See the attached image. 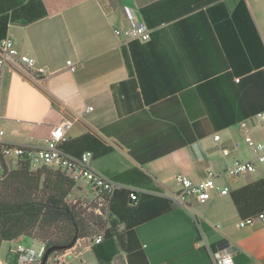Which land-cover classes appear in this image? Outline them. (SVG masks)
<instances>
[{
  "label": "crops",
  "instance_id": "obj_1",
  "mask_svg": "<svg viewBox=\"0 0 264 264\" xmlns=\"http://www.w3.org/2000/svg\"><path fill=\"white\" fill-rule=\"evenodd\" d=\"M155 1L42 0L46 16L28 24L10 22L6 37L47 72L0 66L3 139L41 145L50 127L68 116L73 123L67 139L90 133L111 148L91 157L95 170L113 179L139 169L164 197L177 192V173L198 180L208 169L221 172L235 159H251L241 129L264 112V85L254 79L242 84L246 74H234L209 17L193 12L162 23L151 28L148 42L131 47L116 36L115 29L128 26L132 17L144 20L141 7ZM244 1L264 44V0ZM222 2L230 13L239 0ZM67 60L76 64L74 71ZM247 64L243 60L238 69ZM246 107L258 111L233 122ZM252 135L264 139V128ZM259 180L264 181L263 165L237 177L219 176L217 182L229 187L227 195L213 191L208 201L190 199L187 207L172 202L167 213L136 226L149 264H213L207 247L222 246L232 250L234 264H264V225L237 226L264 206V184L238 196L241 209L231 195ZM72 191L80 196L85 190L77 183ZM19 241L30 239L3 242L7 250L0 264H15L11 249ZM67 264L98 263L84 248ZM111 264H127L125 253L119 250Z\"/></svg>",
  "mask_w": 264,
  "mask_h": 264
},
{
  "label": "trees",
  "instance_id": "obj_2",
  "mask_svg": "<svg viewBox=\"0 0 264 264\" xmlns=\"http://www.w3.org/2000/svg\"><path fill=\"white\" fill-rule=\"evenodd\" d=\"M193 12H201L209 17L234 74L239 70L246 74L240 78L242 84H250L254 79L262 87L264 44L244 0H239L230 13L225 3L218 0H158L140 9L150 28ZM47 14L42 0H0V40L6 37L10 22L28 24ZM232 34L237 35V42L231 37ZM133 44L140 45V42L131 41L129 46ZM238 48L242 54L238 55ZM246 50L250 54L249 58L245 54ZM243 60L248 62L247 66L238 69ZM243 108L245 107L237 106V110ZM257 111V107H246L242 115L235 113L233 122ZM61 148L75 156L91 151L92 157H98L111 150L90 133L66 139ZM1 162L3 171L0 178V247L4 241L19 237L42 240L46 243V248L65 246L70 244L74 237L101 233V241L91 246V252L98 264H111L119 250L125 253L127 264H149L135 227L167 213L171 209L172 201L158 194L160 189L153 185L150 177L144 172L131 168L113 176L116 181L151 193H136L138 198L133 204L129 196L132 191L115 190L110 200V211L114 216L107 224L101 217H90L81 212L77 204L68 201L67 198L76 184L60 169L47 165L32 169L26 160L19 161L15 168L8 169L3 160ZM256 184H264V181L259 180L252 186L231 192L240 209L238 196ZM261 209H264V206H258L253 212ZM121 223L124 227L119 230Z\"/></svg>",
  "mask_w": 264,
  "mask_h": 264
},
{
  "label": "built area",
  "instance_id": "obj_3",
  "mask_svg": "<svg viewBox=\"0 0 264 264\" xmlns=\"http://www.w3.org/2000/svg\"><path fill=\"white\" fill-rule=\"evenodd\" d=\"M151 33V28L147 26L140 16L132 17L128 26L115 29L116 36L123 43L131 41L148 42L151 39ZM8 64L25 71H32L38 75L46 74L47 72L45 67L37 65L33 57L21 54L14 42L9 37H5L0 40V66ZM66 67L68 70L74 71L76 64L71 60H67ZM90 109L92 108L88 107L86 110ZM72 123L71 118L63 116L60 121L50 127L41 145L10 143L3 139L4 130L0 128V178L3 171L1 160H3L8 169H10L7 163L9 159H14L16 166L19 161L26 160L30 163L32 169L41 165L60 169L75 184L80 181L85 185L95 202L92 207L93 215L101 217L108 224L110 218L114 216L110 211V200L115 190L129 189L132 191L129 196L133 200V204L136 203L135 201L138 198L136 193L149 191L125 185L95 170L90 163L92 157L91 151H85L80 156H75L64 151L61 148V144L66 141V133ZM263 128L264 112H259L256 114L255 119L249 122V127L243 126L241 129V137L249 148L252 155L251 159H235L225 171L221 172L208 169L204 176L198 180H193L187 175L177 173L174 175L173 180L178 189L177 192L168 196L169 199L180 206L187 207L190 199H194L199 203L208 201L213 191H216L219 195H227L229 187L217 182L219 176L237 177L245 173L254 172L257 165L264 166V139L255 138L252 135L257 130ZM214 139H219V135H214ZM222 153L227 155L229 154V150L223 148ZM72 203L82 205V202L78 203L77 199L73 200ZM259 225H264V209L241 218L237 223L238 227ZM101 238V233L91 237H78L70 247L50 253L44 262L42 260L47 250L46 243L36 238H29V242H15L11 253L14 256L15 264H67L70 259L79 254L82 250L81 248L91 249V246L100 242ZM34 242L38 244L37 247H34ZM207 249L213 264H234L233 252L229 247L222 246L216 249L207 247Z\"/></svg>",
  "mask_w": 264,
  "mask_h": 264
},
{
  "label": "rangeland",
  "instance_id": "obj_4",
  "mask_svg": "<svg viewBox=\"0 0 264 264\" xmlns=\"http://www.w3.org/2000/svg\"><path fill=\"white\" fill-rule=\"evenodd\" d=\"M9 167H11V169L16 167V163H15V165H12V166L10 165ZM34 169H36V168H34ZM78 184L82 185L83 191L85 190L84 193L82 195L78 196L75 192L72 191L69 194L67 199L71 203L73 200H76V199H77L78 203L82 202V205L77 204L79 206L81 212H85L86 215L91 217V216H93L92 207L95 204L94 199H93L92 195L87 191V188L85 187V185L82 182L79 181ZM33 245H34V247L38 246V244L36 242H34ZM14 246H15V244H13V247ZM81 249H83V248H81ZM6 250H7V243H2L1 247H0V254L2 255L4 252H6Z\"/></svg>",
  "mask_w": 264,
  "mask_h": 264
},
{
  "label": "water",
  "instance_id": "obj_5",
  "mask_svg": "<svg viewBox=\"0 0 264 264\" xmlns=\"http://www.w3.org/2000/svg\"><path fill=\"white\" fill-rule=\"evenodd\" d=\"M75 239H76V237H74V238L72 239V241L70 242V244L65 245V246H50V247L47 248V250L45 251V254H44V256H43V260H42V261L44 262V261L46 260L47 256H48L50 253H52L53 251H56V250H62V249H66V248L70 247V246L74 243Z\"/></svg>",
  "mask_w": 264,
  "mask_h": 264
}]
</instances>
